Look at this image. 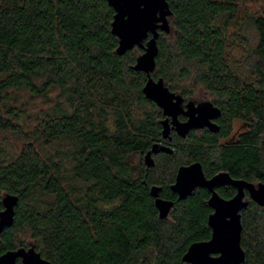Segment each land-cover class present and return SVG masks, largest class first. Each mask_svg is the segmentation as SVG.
<instances>
[{"label": "trees", "instance_id": "16d2710c", "mask_svg": "<svg viewBox=\"0 0 264 264\" xmlns=\"http://www.w3.org/2000/svg\"><path fill=\"white\" fill-rule=\"evenodd\" d=\"M169 4L151 76L212 102L221 130L174 137L173 154L146 168L164 115L133 69L144 51L117 53L108 1L0 0V212L6 195L19 197L0 256L34 247L52 264H189V247L212 237V210L205 188L182 201L170 192L179 167L264 183V0L253 11L241 0ZM236 122L244 130L229 139ZM154 186L175 201L166 219ZM241 216L242 264H264V207Z\"/></svg>", "mask_w": 264, "mask_h": 264}, {"label": "water", "instance_id": "95a60500", "mask_svg": "<svg viewBox=\"0 0 264 264\" xmlns=\"http://www.w3.org/2000/svg\"><path fill=\"white\" fill-rule=\"evenodd\" d=\"M114 9L112 34L119 39L117 53L124 55L136 46L144 52L141 54L133 69L147 75V82L143 93L147 99L153 101L162 110L165 119L162 121L163 138L171 139V125L176 127L178 134L185 138L192 130L208 127L216 133L220 130L211 120L222 115L221 110L212 102L206 101L196 104L187 103V111L183 108L184 98L172 92L163 79L154 80L151 74L156 68V58L159 54L158 39L160 32H169V17L172 16L170 0H107ZM180 114L188 117V121L181 123ZM171 119V121H170ZM173 153L170 147L154 144L146 155L144 162L147 167H153V154ZM231 185L237 189V194L231 200L221 198L216 188ZM198 188H206L212 196L210 207L215 211L208 218L212 237L209 241L192 244L183 257L189 264H242L246 253L241 245L243 225L241 211L248 207L244 202L245 190L250 193L253 202L264 207V183H254L237 180L227 172H221L208 179L201 163L181 166L178 169L176 182L171 186L172 191L179 195V201L191 196ZM160 187L151 188V195L155 199L156 208L161 219H166L174 207L173 201L159 197ZM19 203L16 195H6L3 199L4 209L0 212V235L14 223L15 208ZM52 264L44 259L34 247L9 251L0 256V264Z\"/></svg>", "mask_w": 264, "mask_h": 264}, {"label": "flooded vegetation", "instance_id": "af4514ba", "mask_svg": "<svg viewBox=\"0 0 264 264\" xmlns=\"http://www.w3.org/2000/svg\"><path fill=\"white\" fill-rule=\"evenodd\" d=\"M191 100H185L184 99V103H183V108H184V110H185V112L187 111V107H186V105H187V103L188 102H190ZM196 103V102H195ZM201 103V102H200ZM196 104H199V103H196ZM221 117H222V115L219 117V118H216V119H213V120H211L214 124H217L218 126H219V128H220V130H221V123H220V121H221ZM164 119H165V116H164ZM163 119V120H164ZM178 119H179V121L181 122V123H184V122H187L188 121V117L186 116V115H184V114H180L179 116H178ZM170 121H171V119H170ZM234 126H235V124H234ZM243 127H244V125H243ZM220 130L218 131V132H216V133H214V132H212L208 127H204V128H202V129H195V130H192L185 138H183V137H181L179 134H178V132L176 131V127L175 126H173V125H171V132H170V137H171V139H165V138H163V140H162V143H160V144H163V145H165V146H167V147H170V144L172 145V144H174V142H173V140H174V137H179V138H181V139H186L192 132H198V131H200V132H210V133H212V134H217V133H219L220 132ZM241 132V130L240 131H235V129L233 130V132H232V134H231V136H230V138L229 139H233L235 136H237L239 133ZM228 139V140H229ZM152 148V147H151ZM171 148V147H170ZM172 149V148H171ZM151 150V149H150ZM173 150V149H172ZM173 152H174V150H173ZM163 152H161V153H159V154H153V159H154V161H155V158L158 156V155H160V154H162ZM167 154H169V153H167ZM171 154H173V153H171ZM146 155V154H145ZM145 163V162H144ZM146 165V164H145ZM184 166H189V165H184ZM146 168H149V167H147L146 166ZM151 168V167H150ZM180 168V167H179ZM177 172H178V170H177ZM177 174V173H176ZM177 176V175H176ZM208 178V177H207ZM210 178H212V177H210ZM210 178H208V179H210ZM175 182H176V178H175V181H174V183H172L171 185H169V190H170V192L173 194V195H175L176 196V198H177V201H179V195L176 193V192H174V191H172V189H171V186L173 185V184H175ZM157 187H160L161 188V191H160V193H159V197L160 198H162L161 197V193H162V191H163V187L162 186H157ZM206 189V188H205ZM208 192H209V194H210V196H209V199H208V204H209V200H210V198H211V196H212V193L208 190V189H206ZM216 190V192L218 193V195L221 197V198H223V199H225V200H231L232 198H234L235 196H236V194H237V189L235 188V187H233V186H231V185H225V186H222V187H218V188H216L215 189ZM228 193V194H231V196H229V197H227V196H225V195H223V193ZM188 198V197H187ZM186 198V199H187ZM162 199H164V200H167V201H173L174 203H175V201L173 200V199H166V198H162ZM185 200V199H184ZM180 201H182V200H180ZM244 202H247V203H249V205H248V207L247 208H245V209H243L240 213H243L245 210H247L249 207H250V204L253 202L252 201V199H251V197H250V193L247 191V190H245V197H244ZM175 206V205H174ZM209 207H210V205H209ZM173 209V208H172ZM210 209L212 210V212L211 213H214L215 211L210 207ZM171 212V211H170ZM17 264H22V260L21 259H18L17 260Z\"/></svg>", "mask_w": 264, "mask_h": 264}, {"label": "rangeland", "instance_id": "374dc122", "mask_svg": "<svg viewBox=\"0 0 264 264\" xmlns=\"http://www.w3.org/2000/svg\"><path fill=\"white\" fill-rule=\"evenodd\" d=\"M260 4H261V0H241V5H242V8L244 9L243 11L257 10L259 8ZM239 56H240V54H238V57ZM195 93H196L195 95L200 97V98H202L206 95V93L202 90H197ZM25 98H27L26 95H25ZM234 129H235V131H240V130L243 131L244 127H243L242 123L236 122Z\"/></svg>", "mask_w": 264, "mask_h": 264}]
</instances>
